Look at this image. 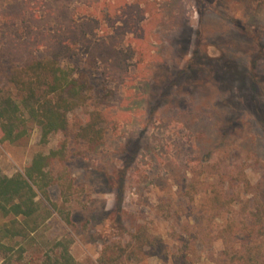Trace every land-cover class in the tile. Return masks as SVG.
Wrapping results in <instances>:
<instances>
[{
  "label": "rangeland",
  "instance_id": "1",
  "mask_svg": "<svg viewBox=\"0 0 264 264\" xmlns=\"http://www.w3.org/2000/svg\"><path fill=\"white\" fill-rule=\"evenodd\" d=\"M46 1L66 5L78 21L97 16L102 23L87 31L93 48L114 33L101 18L105 0ZM137 1L140 11L117 45L132 50L121 75L103 77L84 46L66 62L90 85L68 114L72 133L89 111L105 112L113 124L93 157L71 135L51 166L47 194L36 188V230L4 239L0 264H44L59 241L77 264H100L107 245V256L119 258L111 264H214L220 234L228 238L219 231L228 223L239 230L252 212L264 211V0ZM15 21L0 11V51L5 33L20 28ZM5 88L0 73V92ZM29 133L21 144L0 139L4 174L23 172L63 138L56 133L41 143L39 127ZM8 220L0 216V225ZM140 232L142 249L134 237Z\"/></svg>",
  "mask_w": 264,
  "mask_h": 264
},
{
  "label": "trees",
  "instance_id": "2",
  "mask_svg": "<svg viewBox=\"0 0 264 264\" xmlns=\"http://www.w3.org/2000/svg\"><path fill=\"white\" fill-rule=\"evenodd\" d=\"M105 2L107 10L101 9V18L106 20L107 26L113 27L114 33L106 34L94 48L87 31L92 23L94 26L102 23L97 16L78 21L66 5L54 8L46 0H13L12 4L6 6L4 3L0 9L10 24L19 18L21 25L5 33L0 51V73L6 87L0 92V139L24 143L33 126L40 129L41 143H46L56 133L63 136L59 147L48 154L36 153L23 172L7 175L0 168V216L9 217L8 222L0 225V248L7 247L4 239L25 238L36 230L39 210L36 188L47 194L54 180L51 166L66 153L71 135L86 143L84 157H93L102 143L105 129L113 124L105 112L89 111L85 123L72 133L68 119V114L84 103L90 88L83 70L66 65L80 47L86 48L89 65L92 67L99 60L103 77L112 79L122 74L125 59L132 53V50L130 54L123 53L117 45L134 21L136 12L140 11L139 1ZM6 57L11 64L4 60ZM212 202L220 208L219 196H214ZM64 219L70 223L69 215ZM244 220L239 230L228 223L225 231H219L225 232L228 238L220 234L223 246L214 264H264V211L255 210ZM143 234L134 235L140 249L146 246L142 243ZM237 235L239 239L233 241ZM55 245L61 249L47 252L44 264H77L66 244L59 241ZM116 247L123 251L121 243ZM109 249H113L111 245L102 251L100 264L118 262V256H107Z\"/></svg>",
  "mask_w": 264,
  "mask_h": 264
}]
</instances>
